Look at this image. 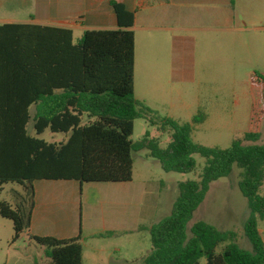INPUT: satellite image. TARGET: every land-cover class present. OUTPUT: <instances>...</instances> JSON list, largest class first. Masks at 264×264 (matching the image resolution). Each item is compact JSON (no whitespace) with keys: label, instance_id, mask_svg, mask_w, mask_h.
<instances>
[{"label":"trees","instance_id":"1","mask_svg":"<svg viewBox=\"0 0 264 264\" xmlns=\"http://www.w3.org/2000/svg\"><path fill=\"white\" fill-rule=\"evenodd\" d=\"M118 29L86 31L70 55L61 60L59 96L46 98L36 130L65 135L60 143L33 140L35 147L17 159L11 168L0 169V193L5 185L15 183L22 193L13 192V202L0 201V217L11 221L13 243L30 228L35 206V181H76L84 184L128 183L133 179V151L146 150L166 172L189 174L195 171V156L206 160L198 181L178 184L179 195L169 216L149 228L152 250L142 264H264V240L259 221L264 220V145L247 144L260 139L264 122V72L250 76L251 106L245 133L227 149L196 143L195 126L206 121L204 113L191 123L170 118L158 119L135 98L134 13L111 0ZM72 40L71 31H67ZM49 92H46V96ZM43 111V112H42ZM149 119L151 125L171 131V141L162 148L147 132L133 143L131 136L137 119ZM242 170L239 189L247 199L250 216L244 232L252 250L241 248L237 234L221 231L206 222L188 227L194 213L204 202L210 185L228 177L233 166ZM30 184V185H29ZM107 232L104 236L111 235ZM30 240L46 249L49 264H82L79 238L31 236ZM221 251L217 253V249Z\"/></svg>","mask_w":264,"mask_h":264},{"label":"crops","instance_id":"2","mask_svg":"<svg viewBox=\"0 0 264 264\" xmlns=\"http://www.w3.org/2000/svg\"><path fill=\"white\" fill-rule=\"evenodd\" d=\"M27 1H0V11L4 12L0 13V169L17 163V159L7 156L30 153L35 147L33 140L60 143L65 139L64 134L52 133L49 129L42 133L36 130L46 98L59 96L63 91L58 85L61 60L65 55L69 58L70 44L75 46L86 31L118 29L111 0H41L35 13L26 11ZM116 1L135 17L131 28L135 35L134 80L138 48L146 60L154 56L163 59L167 37L171 35L176 65L174 80L190 84L195 81L192 66L198 48L247 30V22L241 16L214 8L206 15H194L187 10L191 3L214 4L219 0ZM67 31H71L72 40ZM155 71L161 76L164 74L161 69ZM157 73L150 70L146 75L152 77ZM46 92L50 95L46 96ZM40 117L45 122L43 113ZM132 184L133 179L128 183L84 185L76 181H35L30 228L20 239L32 247L31 236L79 238L82 264H142L146 256L134 253V249L105 250L103 244L92 243L107 238L104 236L107 232L111 236L137 234L141 220L156 212V194L148 187L132 191ZM5 186L0 201L12 204L13 192L22 193L21 186L16 184L17 189L10 190L9 199H3ZM92 190L100 198L97 208L91 205ZM78 194L85 196L89 204L86 213ZM126 219H129L127 225ZM153 224L149 221L145 229L149 231ZM44 256L39 255L41 262L49 264L46 252Z\"/></svg>","mask_w":264,"mask_h":264},{"label":"rangeland","instance_id":"3","mask_svg":"<svg viewBox=\"0 0 264 264\" xmlns=\"http://www.w3.org/2000/svg\"><path fill=\"white\" fill-rule=\"evenodd\" d=\"M41 3V0H28L26 11L35 13V8ZM210 8L241 16L247 22L245 27L247 30L205 44L203 49L198 48L192 66L195 81L190 84H181L174 80L173 70L176 65L173 60L174 43L171 35L167 37L166 56L163 59L154 56L146 60L138 48L134 80L135 98L140 106L151 110L158 119L170 118L180 123H191L196 115L204 113L207 116L206 121L195 126L193 140L207 147L227 149L234 140L243 137L247 128L251 106L250 76L253 71L264 72V0L191 3L187 10L194 15H206ZM157 69L163 70V76L155 71ZM150 70L157 73V76H147L146 72L150 74ZM160 127L161 125H151L149 119H137L131 141L135 144L149 132L151 138L157 139L160 146L165 148L171 141V131L163 132ZM247 144L264 145V122L260 139ZM132 157L134 169L131 189L136 191L148 187L151 193L156 194L157 210L152 216L149 214L147 218L141 220V228H138L137 234L109 235L92 243L103 244L105 250L120 248L124 252L126 248L134 249V253L147 257L151 253L152 245L150 233L145 229L146 224L149 221L158 223L170 215L179 195L178 184L198 181L206 160L196 155L195 171L180 174L164 171L157 160L148 157L146 150L133 151ZM241 173L242 170L234 165L228 177L210 185L204 202L194 213L188 227L191 228L196 222L203 221L221 231H233L237 234L239 246L251 251L250 242L244 232L250 209L247 199L239 189ZM12 188L17 189L15 183L5 186L3 199H9ZM260 194L264 195V184ZM78 198L86 213L89 204L86 203L85 196L78 194ZM99 202L97 192L92 190V207L97 208ZM93 219L96 220V215ZM127 221L129 219H126V225ZM258 225L264 240V220L259 221ZM13 237L11 221H0V264H43L39 255L45 257V248L35 243L30 247L24 239L13 243ZM221 249L219 247L217 253ZM200 263L206 264V259H201Z\"/></svg>","mask_w":264,"mask_h":264}]
</instances>
